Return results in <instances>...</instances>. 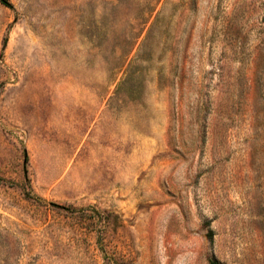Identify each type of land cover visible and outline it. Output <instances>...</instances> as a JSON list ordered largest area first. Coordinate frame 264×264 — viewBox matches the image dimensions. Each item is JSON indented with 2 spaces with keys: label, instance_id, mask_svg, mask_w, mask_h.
<instances>
[{
  "label": "rangeland",
  "instance_id": "obj_1",
  "mask_svg": "<svg viewBox=\"0 0 264 264\" xmlns=\"http://www.w3.org/2000/svg\"><path fill=\"white\" fill-rule=\"evenodd\" d=\"M0 264H264V0H0Z\"/></svg>",
  "mask_w": 264,
  "mask_h": 264
}]
</instances>
